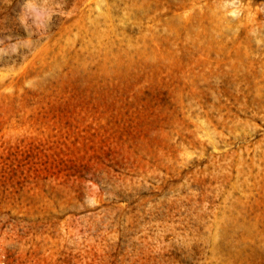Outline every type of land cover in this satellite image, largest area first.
<instances>
[{"label":"rangeland","instance_id":"obj_1","mask_svg":"<svg viewBox=\"0 0 264 264\" xmlns=\"http://www.w3.org/2000/svg\"><path fill=\"white\" fill-rule=\"evenodd\" d=\"M0 264H264V0H0Z\"/></svg>","mask_w":264,"mask_h":264},{"label":"clouds","instance_id":"obj_2","mask_svg":"<svg viewBox=\"0 0 264 264\" xmlns=\"http://www.w3.org/2000/svg\"><path fill=\"white\" fill-rule=\"evenodd\" d=\"M233 2L235 3L236 2V0H233ZM26 7H29V8H31L32 7V5L30 4V3H28V4H26ZM229 15H236V13L235 12H232V13H229Z\"/></svg>","mask_w":264,"mask_h":264}]
</instances>
